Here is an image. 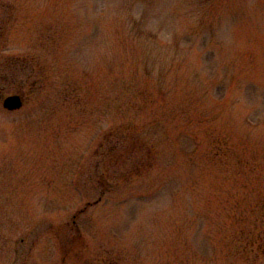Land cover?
Instances as JSON below:
<instances>
[{
    "label": "rangeland",
    "instance_id": "obj_1",
    "mask_svg": "<svg viewBox=\"0 0 264 264\" xmlns=\"http://www.w3.org/2000/svg\"><path fill=\"white\" fill-rule=\"evenodd\" d=\"M0 264H264V0H0Z\"/></svg>",
    "mask_w": 264,
    "mask_h": 264
},
{
    "label": "water",
    "instance_id": "obj_2",
    "mask_svg": "<svg viewBox=\"0 0 264 264\" xmlns=\"http://www.w3.org/2000/svg\"><path fill=\"white\" fill-rule=\"evenodd\" d=\"M2 103L6 109L15 110L23 106V99L19 94H10L4 97Z\"/></svg>",
    "mask_w": 264,
    "mask_h": 264
},
{
    "label": "trees",
    "instance_id": "obj_3",
    "mask_svg": "<svg viewBox=\"0 0 264 264\" xmlns=\"http://www.w3.org/2000/svg\"><path fill=\"white\" fill-rule=\"evenodd\" d=\"M246 244H250V241L249 240H247V243ZM261 244V243H260ZM263 244V243H262Z\"/></svg>",
    "mask_w": 264,
    "mask_h": 264
}]
</instances>
